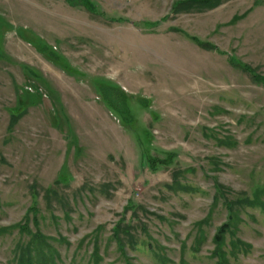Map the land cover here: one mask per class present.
Returning a JSON list of instances; mask_svg holds the SVG:
<instances>
[{
    "label": "rangeland",
    "instance_id": "rangeland-1",
    "mask_svg": "<svg viewBox=\"0 0 264 264\" xmlns=\"http://www.w3.org/2000/svg\"><path fill=\"white\" fill-rule=\"evenodd\" d=\"M87 1L0 0V264L31 206L57 264H93L96 238L100 264H124L112 233L129 202L131 264H215V184L264 202V84L230 61L264 77V0ZM144 149L174 158L151 167ZM240 214L230 264H264V207Z\"/></svg>",
    "mask_w": 264,
    "mask_h": 264
},
{
    "label": "trees",
    "instance_id": "trees-1",
    "mask_svg": "<svg viewBox=\"0 0 264 264\" xmlns=\"http://www.w3.org/2000/svg\"><path fill=\"white\" fill-rule=\"evenodd\" d=\"M73 0H69L70 3ZM230 0H178L174 2L172 7L173 14L179 13H187V12H198L202 13L204 11L212 10L224 2ZM85 5L89 7V10L92 12L95 10V5L88 4V1L85 0ZM190 37V36H189ZM192 41L196 44L200 45L202 48L207 50L215 49V46L209 42H203L196 37H190ZM45 45V44H44ZM46 47V46H44ZM49 47H46L45 51L50 54L52 57L57 58L58 56H54ZM1 51V49H0ZM230 61L233 65L241 68L243 71L248 73L251 78L257 83L264 84V77L256 74V72L247 64L242 62H233V59L230 58ZM16 119V117L14 118ZM149 141V140H148ZM147 149H144V159L146 160V164H149L151 167H157L158 165H167L174 158L173 155L169 154L164 160H154L147 158ZM216 194L213 198V203L215 207L220 198L224 199V205L228 212V222L222 224L216 231L213 237V245L214 250L212 252L213 258L216 260L215 264H230V256L235 255V251L239 247H244V243L240 241L238 238L236 239V234L239 232V225L242 223L241 220V210L247 207H255L260 206L264 207V202L262 201V191L256 193L255 198L251 199L247 196H243L236 200H230L225 197V187L219 183H216ZM175 190H181L182 186L177 180L172 186ZM262 194V195H261ZM136 206L133 202H129L128 206L124 210V215L120 218L113 229L112 238L114 239L118 250H120L122 257L124 258V264H131L130 257L128 256L127 246L130 244L131 246L134 244L135 239L133 236V224L127 223L126 215L130 209H134ZM134 213V212H133ZM38 209L35 206H31L28 208L25 218L24 224H18L13 228L19 229L21 233V239L16 248L14 249V257L15 264H57V255L58 250L52 243V239L46 235H44L39 229V221H38ZM30 223H33L35 230L30 227ZM207 223V222H206ZM204 222L197 224L198 228L202 230ZM198 242L204 239V234L201 233L198 236ZM93 242V254L90 258H92L93 264H100L102 260V256L100 254V245L98 239ZM230 242V244H229ZM230 247L232 250L230 251ZM246 248V246H245Z\"/></svg>",
    "mask_w": 264,
    "mask_h": 264
}]
</instances>
